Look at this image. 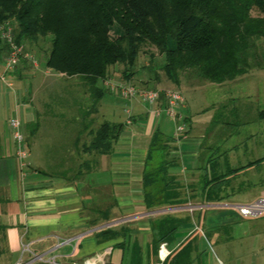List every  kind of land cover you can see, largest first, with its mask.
Returning a JSON list of instances; mask_svg holds the SVG:
<instances>
[{
    "label": "crops",
    "instance_id": "0c3cea01",
    "mask_svg": "<svg viewBox=\"0 0 264 264\" xmlns=\"http://www.w3.org/2000/svg\"><path fill=\"white\" fill-rule=\"evenodd\" d=\"M257 69L214 83L224 97L230 94L221 102L219 114L193 123L181 111L185 129L177 134L176 122L163 112L149 113L147 105L124 98L126 116L117 121L125 127L112 152L99 156L90 172L78 176L81 155L74 146L78 115L63 116L68 125L61 130L67 132L76 124V130L67 132V141L39 139L40 123L56 118L48 104L35 97L43 74L50 70L36 68L28 86L5 72L11 82L0 80V264L80 262L86 257L107 264H155L161 242L168 251L161 264H216L205 244L212 248L233 221L236 234L250 235L246 242L239 240L240 245H249L264 264V214L244 217L236 208L264 197V89L252 90L254 78L264 81V69ZM227 83L232 87L251 83L252 91L231 90ZM253 94L256 100L250 99ZM106 107L111 113L118 111L112 98L100 101L99 111ZM13 114L21 121L29 151L23 169L7 122ZM34 122L38 126L31 131ZM156 129L171 138L167 171L174 189L148 208L143 171L155 164L146 161V154ZM214 177L216 188L211 190ZM246 225L252 227L248 230Z\"/></svg>",
    "mask_w": 264,
    "mask_h": 264
},
{
    "label": "trees",
    "instance_id": "16d2710c",
    "mask_svg": "<svg viewBox=\"0 0 264 264\" xmlns=\"http://www.w3.org/2000/svg\"><path fill=\"white\" fill-rule=\"evenodd\" d=\"M5 23L13 26L12 40L23 51L46 41L47 47L38 51L39 67L75 80L89 100L88 107L73 113L80 118L74 139L75 151L81 155L76 176L90 172L99 156L109 155L125 127L123 121L108 120L92 127L103 95L121 97L106 89L102 80L114 64L122 65L127 83L140 70H148L149 66L136 67L143 47L162 56L159 69L175 85L181 76L222 83L252 68L264 69V0H0V26ZM114 25L115 34L110 31ZM6 53L7 43L0 39V65ZM36 68L19 54L9 72L22 80ZM142 83L140 88L149 89L147 80ZM89 114L93 116L88 118ZM32 125L31 131L38 123ZM83 135L89 136L88 142L80 141ZM170 139L157 129L150 138L146 161L155 164L143 171L148 208L174 189L169 187L172 179L167 171ZM212 181L216 177L210 181L211 190L216 188Z\"/></svg>",
    "mask_w": 264,
    "mask_h": 264
},
{
    "label": "rangeland",
    "instance_id": "374dc122",
    "mask_svg": "<svg viewBox=\"0 0 264 264\" xmlns=\"http://www.w3.org/2000/svg\"><path fill=\"white\" fill-rule=\"evenodd\" d=\"M252 15L257 16L260 15V13L257 11H252ZM4 26H8L11 32L13 27L12 25H8L6 23L3 24V28H5ZM110 31L115 34L117 31L116 26L114 25L113 27H111ZM47 45L48 43L46 41L40 42L39 44L35 45L34 48H28V50L25 51H23V46L20 45V56L22 55V57L30 59L32 65H34L35 67H39L40 64L38 59H40L41 57L38 55V51L40 48L43 49L47 47ZM149 52L153 53V57L151 59L148 57ZM4 57L5 55L3 56V58ZM161 62L162 56L159 55L156 50H154L153 48L148 49L147 47H143L137 55L136 67L140 68L142 66H149L150 68L148 70L144 69V71L140 70L138 75H133L129 84L140 87L144 86L142 82L147 80V88L149 89L156 88L178 91L183 96L184 105H186V109H181V111H185L186 116L189 117V119H191L193 123H199L200 121L207 118L209 114L210 116L215 117L219 114V106L221 105V102L225 98L229 97L230 94L224 97L223 92L216 90V84L205 80L195 79L193 77L181 76L178 85H175L168 78H166L161 69H159ZM1 69H3V64L0 65V70ZM121 69V64H114L109 68L108 76L105 77V79L107 78L121 83H127V81H124V78L121 74ZM253 70L258 69L252 68L249 71L251 72ZM145 73H147L148 75H146ZM154 75H156L157 78H154ZM147 76L150 78H148ZM6 81L11 82L10 76L7 77L6 75ZM42 81L43 86L40 89L36 90L35 97L38 101H45V103L48 104L46 105V107L48 108L50 114H54L56 118L53 122L40 123V129L38 130V132L40 133L39 139L41 141L43 139L45 143H48V140H61L65 142L68 140V138L66 137L68 136L67 132L72 128H75L76 130V124L74 127L70 126L67 132L61 130L62 127L68 125V123L65 122V117H63V115L69 113H77L80 110L79 108L84 110V107H88L89 100L83 94L82 86L77 85L74 82L75 80L72 81L71 79H65L58 74L49 71L46 74H43ZM14 82H16L15 79L13 80V84ZM21 82L24 86H28L31 84V80L28 77L22 79ZM252 85L254 86V89H252L254 91H262L264 89V81L259 80L258 78H254V80L252 81ZM226 86H228V89L231 90L245 92L249 91V86H251V83L233 87L231 85L229 86V84L227 83ZM252 90L250 89V92ZM111 98L116 103L118 111L115 108L116 111L113 110L112 114L108 110V107H106L104 109L105 111H100V113L97 114L95 120H93L92 127L95 128V126H97L103 120L117 121L126 116V114L123 112L124 103H126L124 97L114 96L112 94L106 93L103 95L101 101L103 102ZM256 98L257 95L255 94L250 97V99L253 100H256ZM8 99L10 98L8 97ZM140 105L144 106L141 102ZM182 112L181 115H183ZM6 118H8L7 115H4V120H6ZM214 124V122L209 124V130L214 126ZM50 125L53 126V128L48 129L47 126ZM49 130L50 132H47ZM11 131L12 130L10 128V132ZM89 139L90 138L88 135H83L80 141L88 142ZM233 222L227 224L228 227L226 229V232L224 231L225 234L221 236L218 243L212 245V248L205 244L206 252L209 253L216 264L218 261L217 258L222 260L223 264H260V261L256 260V257H254V249L252 250L249 245L245 247L240 245L239 240H243V242H246L248 241L250 235L240 236L239 234H236ZM252 226L256 227V223L252 224ZM252 226L246 225L247 229Z\"/></svg>",
    "mask_w": 264,
    "mask_h": 264
},
{
    "label": "built area",
    "instance_id": "2783aa9c",
    "mask_svg": "<svg viewBox=\"0 0 264 264\" xmlns=\"http://www.w3.org/2000/svg\"><path fill=\"white\" fill-rule=\"evenodd\" d=\"M6 24V23H5ZM0 26V39H4L7 43V53L3 59V69L0 72V80L5 81V72L12 71L18 61L20 54V46L14 43L10 35V29L8 26ZM102 85L110 92H117L124 98H135L139 102L147 105L149 113L159 114L163 112L169 119L176 120L175 133H181L184 130L183 115H181V109L184 106V98L178 92L174 90H160V89H144L134 86L129 83H121L112 79H103ZM162 97V98H161ZM9 126L11 128V136L15 147V157L19 163L21 169L26 166V158L29 155V151L24 140L22 131V125L19 117L13 114L8 119ZM238 212L244 217H258L264 214V197H260L250 203L236 205ZM26 249V245L22 250ZM168 255V251L165 248V242H161L157 248V262L155 264H161L162 261ZM52 264H107L105 260L94 257H86L80 262H60ZM14 264H26L22 260H17Z\"/></svg>",
    "mask_w": 264,
    "mask_h": 264
}]
</instances>
